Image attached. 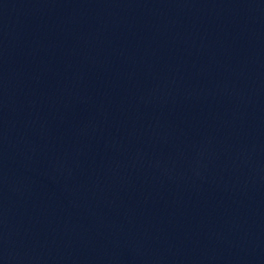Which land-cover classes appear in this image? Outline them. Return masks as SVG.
Masks as SVG:
<instances>
[{
	"label": "water",
	"instance_id": "obj_1",
	"mask_svg": "<svg viewBox=\"0 0 264 264\" xmlns=\"http://www.w3.org/2000/svg\"><path fill=\"white\" fill-rule=\"evenodd\" d=\"M0 264H264V0H0Z\"/></svg>",
	"mask_w": 264,
	"mask_h": 264
}]
</instances>
